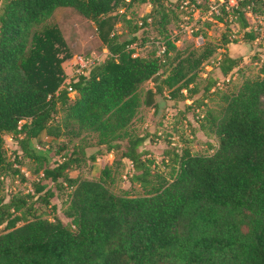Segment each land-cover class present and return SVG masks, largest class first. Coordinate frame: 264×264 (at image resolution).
<instances>
[{
	"label": "trees",
	"instance_id": "1",
	"mask_svg": "<svg viewBox=\"0 0 264 264\" xmlns=\"http://www.w3.org/2000/svg\"><path fill=\"white\" fill-rule=\"evenodd\" d=\"M183 1L194 2L0 0V180L21 176L20 158L44 160L31 148L41 134L51 139L95 134L97 149L87 158L102 161L97 180L70 178L66 173L85 156L84 148H74L35 170L49 186L35 183L32 193L0 197V264H264V65L260 78L242 82L223 98L220 116L212 120L217 146L211 155L174 146L162 151L161 164L170 169L167 180L150 170L153 161L144 147L149 136L125 133L139 106V87L162 69H168L166 76L148 95L167 90L170 98L185 100L181 91L197 94L189 86L213 49L205 46L184 56L176 49L177 38L169 36L167 26L184 14ZM132 3L150 7L138 29L158 21L163 54L155 47L138 56L130 48L138 30L115 32L123 21L118 9ZM247 3L234 20L243 31L241 44L221 38L224 53L207 74L197 105L237 67L235 50L252 40L242 13ZM58 8L91 22L106 51L65 84L61 65L67 48L58 28L47 23ZM59 111L63 115L56 121ZM6 134L19 153L13 163L4 156ZM109 154L129 162L128 182L141 195L109 191ZM64 189L69 192L63 215L69 222L63 225L54 216L43 218L35 205L47 207ZM54 211L51 205L48 212Z\"/></svg>",
	"mask_w": 264,
	"mask_h": 264
},
{
	"label": "rangeland",
	"instance_id": "2",
	"mask_svg": "<svg viewBox=\"0 0 264 264\" xmlns=\"http://www.w3.org/2000/svg\"><path fill=\"white\" fill-rule=\"evenodd\" d=\"M202 1V0H201ZM127 2V1H126ZM199 7H203L200 5ZM150 7L147 3H132L125 8V5L118 9L119 20H123L115 26V32H129L137 29L135 36L137 42L130 48L138 56H147L155 49V42L164 35L158 34L159 24L144 29H138L144 18L149 13ZM148 22V21H147ZM49 25L58 28L67 48L68 58L61 67L65 74L64 84L75 75L77 64L84 62L91 64L99 61L106 54L105 49L98 40L94 25L83 19L71 9L58 8L47 21ZM195 23L191 34L180 32V26H189ZM169 36L176 37L175 47L182 55L189 52H201L205 46L213 49L211 56L206 59L200 67L197 78L189 90H196L197 94L192 95L188 90L181 91L180 97L170 98L167 90H163L160 96H150L148 92H153L156 81L163 79L168 69H162L154 79L145 82L139 87L137 98L139 106L130 125L126 128L128 136H144L149 138L144 143V147L149 152L147 159L153 161L150 170L154 176L169 179L170 169L164 168L161 164V154L165 148L176 147L178 151L188 150L191 155L209 156L217 146V139L212 133V120H216L224 106L223 98L237 92L244 81H251L260 78V68L264 65V48L255 50L251 44L241 45V49H236L235 56H239L237 67L226 77L217 80L218 86L213 87L207 97L197 105L204 86V80L211 68L215 67L221 55L224 53V46L221 38L225 36L230 41H238L241 44L243 31L239 30L235 23H229L219 16L216 20L205 18H189L183 21L181 17L172 20L167 26ZM201 37V41L196 42V37ZM125 37V36H124ZM240 41V42H239ZM245 49H248L245 51ZM172 54V53H171ZM86 73V71H84ZM144 100H150V105H145ZM58 112L56 121L62 116ZM97 136L88 132L81 133L77 138H71L62 134L56 139L45 137L41 134L37 141L31 144V148L36 156L44 160L36 161L28 158H20L17 166L21 176H3L0 180V197H7L13 194L24 195L32 193L34 184H45L41 175L35 173L36 169L44 166H51L60 160L64 153L71 152L74 148H84L85 156L79 158L77 168L70 169L66 174L70 178L80 180H97L100 176L102 161L96 159L90 161L87 156L95 152ZM3 151L6 160L13 163L17 147L11 135L3 136ZM109 170L108 188L114 195H141V190L128 182L132 174V169L128 161L120 159L118 156L109 154L106 160ZM22 179V180H21ZM64 189L55 193V197L47 207L35 205L37 211L43 218L51 220L52 216L58 219L63 225L69 222L63 215V210L67 203V193ZM55 207L53 213H49L50 206ZM48 209V210H47Z\"/></svg>",
	"mask_w": 264,
	"mask_h": 264
},
{
	"label": "built area",
	"instance_id": "3",
	"mask_svg": "<svg viewBox=\"0 0 264 264\" xmlns=\"http://www.w3.org/2000/svg\"><path fill=\"white\" fill-rule=\"evenodd\" d=\"M247 1V5L242 10L243 19L247 23L245 32L249 33L252 37L250 42L251 47L255 50L264 48V0H194L193 3L183 1L180 3V9L184 14L181 16L183 21L189 18H205L207 20H216L219 16H223V20L229 23H234L237 19L240 5ZM203 5L204 10L199 7ZM195 23L189 26H180V32L191 34ZM201 41V37H196V42ZM158 55L164 53V46L161 42H155ZM91 64L79 62L75 74H82L88 70ZM219 84L217 83L216 86Z\"/></svg>",
	"mask_w": 264,
	"mask_h": 264
}]
</instances>
